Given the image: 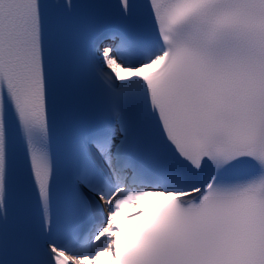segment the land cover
<instances>
[{"label": "bare ground", "instance_id": "6f19581e", "mask_svg": "<svg viewBox=\"0 0 264 264\" xmlns=\"http://www.w3.org/2000/svg\"><path fill=\"white\" fill-rule=\"evenodd\" d=\"M140 203H142V202H140ZM77 260L80 264H95L91 259H86L85 257L77 256Z\"/></svg>", "mask_w": 264, "mask_h": 264}]
</instances>
